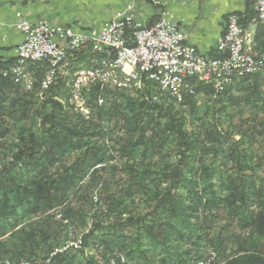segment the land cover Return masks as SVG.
<instances>
[{
    "label": "trees",
    "instance_id": "obj_1",
    "mask_svg": "<svg viewBox=\"0 0 264 264\" xmlns=\"http://www.w3.org/2000/svg\"><path fill=\"white\" fill-rule=\"evenodd\" d=\"M104 59L82 50L42 91L48 62L28 63L31 91L0 76V264H264V70L218 94L192 79L180 103L149 83L90 85L86 119L71 79Z\"/></svg>",
    "mask_w": 264,
    "mask_h": 264
},
{
    "label": "built area",
    "instance_id": "obj_2",
    "mask_svg": "<svg viewBox=\"0 0 264 264\" xmlns=\"http://www.w3.org/2000/svg\"><path fill=\"white\" fill-rule=\"evenodd\" d=\"M155 7L161 6L155 2ZM254 12L256 21L264 27V0H255ZM14 28L21 33L22 39L15 48L14 64L6 69L0 68V76L11 77L26 91L33 88L34 79L27 65L35 58H44L50 63V73L41 82L46 84L47 90L59 74H64L69 61L82 50L89 48L91 52L106 54L99 67L81 70L75 75V89L70 93L71 105L86 119L89 109L84 89L94 84L129 88L128 80L123 79L124 71L133 72L143 86L149 83L159 93L180 103L185 94H194V85L186 82V75H195V82L211 87L218 94L223 92V84L227 81L239 79V75L252 76L264 68V53L251 51L235 14L228 15L225 31L216 41L215 50L221 55L218 58L198 55L164 9L149 27L136 23L130 12H118L92 36L76 34L45 21L30 23L20 14L16 15ZM23 54H30V62H23ZM152 100L158 101V96H152ZM81 245V237H78L72 239L66 250L79 249ZM116 262L123 264L125 259L114 255L109 264ZM197 264H217L216 253H209L203 263Z\"/></svg>",
    "mask_w": 264,
    "mask_h": 264
},
{
    "label": "crops",
    "instance_id": "obj_3",
    "mask_svg": "<svg viewBox=\"0 0 264 264\" xmlns=\"http://www.w3.org/2000/svg\"><path fill=\"white\" fill-rule=\"evenodd\" d=\"M154 1L161 7L153 6L150 0H0V61L15 60V48L22 39L14 28L17 14L30 23L45 21L76 34L92 36L129 5L134 21L142 26L154 24L164 9L198 55L217 58L221 55L215 50L216 41L225 30L228 15L238 16L246 9V0ZM244 31L256 47L260 33L257 23L252 21Z\"/></svg>",
    "mask_w": 264,
    "mask_h": 264
},
{
    "label": "rangeland",
    "instance_id": "obj_4",
    "mask_svg": "<svg viewBox=\"0 0 264 264\" xmlns=\"http://www.w3.org/2000/svg\"><path fill=\"white\" fill-rule=\"evenodd\" d=\"M155 2L156 1H154V0H150V3L153 5V6H155ZM131 9H132V6L131 5H129V6H127L126 7V9L124 10V11H122V12H125V13H129L130 11H131ZM236 15V14H235ZM255 15H256V13H255ZM237 16V15H236ZM237 18H238V16H237ZM256 23L257 24H259L257 21H256ZM238 24H239V20H238ZM260 25V24H259ZM240 26V25H239ZM262 26V25H261ZM148 27V26H147ZM225 27H226V25H225ZM241 27V26H240ZM241 29L244 31V29L241 27ZM225 31V30H224ZM245 32V31H244ZM247 43H248V45H249V47H250V49H251V51H254V52H257V53H264V49L263 50H260V49H257L255 46H254V44H251L250 42H249V40L247 41ZM218 58V57H217ZM43 62H48L49 63V61L48 60H42ZM26 62H30V61H26ZM70 62V61H69ZM33 63H40V62H33ZM49 66H50V63H49ZM68 66H69V63H68ZM67 66V67H68ZM262 70H264V68L262 69ZM261 70V71H262ZM66 71L64 70V73H65ZM81 71H78V72H76V73H74L73 74V77H72V79H71V86H70V93H73L74 92V84H75V75H78L79 73H80ZM50 73V69H49V71L47 72V74L45 75V76H48V74ZM257 74V73H256ZM34 79V78H33ZM57 79V78H56ZM123 79L124 80H128V87L130 88V86H132V87H134V88H136L137 90H140L141 88H143V83H141L140 82V78L138 77L137 79H126L124 76H123ZM192 79H195V75L194 76H192V77H190V78H188L187 79V81L186 82H191L190 80H192ZM35 81V80H34ZM228 82H232V81H227V83ZM224 84H226V83H224ZM223 84V85H224ZM136 85H138V86H136ZM154 88V87H153ZM223 88H225V87H223ZM46 89V84H41V91L42 90H45ZM155 89V88H154ZM155 90H157V89H155ZM42 93V92H41ZM159 93V92H158ZM160 95V94H159ZM40 97H42V94H40ZM183 100V98L180 100V102ZM99 101H102V99H99L98 100V105H102V103H100ZM69 103L71 104V97L69 98ZM198 103H199V107H200V110H202L203 109V107L207 104L208 105V103H207V101H206V99L204 98V97H202L201 95H199L198 96ZM247 116V115H246ZM234 123H238V117L236 116L235 117V119H234V121H233ZM224 127H226V125H224ZM244 128H246V127H244ZM71 244H72V239L70 240V241H68L61 249H58V250H56V252H63V251H66V248H68V247H70L71 246ZM208 255V254H207ZM207 255L204 257V258H206L207 257ZM204 258L202 259V260H200V261H198L197 263H203L204 262ZM122 259H124V257L122 256ZM217 263H218V261H217Z\"/></svg>",
    "mask_w": 264,
    "mask_h": 264
},
{
    "label": "bare ground",
    "instance_id": "obj_5",
    "mask_svg": "<svg viewBox=\"0 0 264 264\" xmlns=\"http://www.w3.org/2000/svg\"><path fill=\"white\" fill-rule=\"evenodd\" d=\"M42 60H45V59L44 58H35V59H33V62H43ZM26 61H30V54H23V62H26ZM1 69H6V68H1ZM123 76L126 79H137L138 78L131 71H124ZM192 76H194V75H186V81L188 78H190ZM136 86H138V85H136ZM74 89H75V84H74ZM99 102L102 103V101H99Z\"/></svg>",
    "mask_w": 264,
    "mask_h": 264
}]
</instances>
